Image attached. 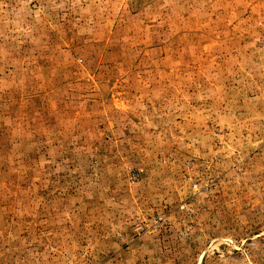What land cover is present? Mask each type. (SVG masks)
Returning <instances> with one entry per match:
<instances>
[{
  "label": "rangeland",
  "instance_id": "1",
  "mask_svg": "<svg viewBox=\"0 0 264 264\" xmlns=\"http://www.w3.org/2000/svg\"><path fill=\"white\" fill-rule=\"evenodd\" d=\"M0 264H264V0H0Z\"/></svg>",
  "mask_w": 264,
  "mask_h": 264
}]
</instances>
